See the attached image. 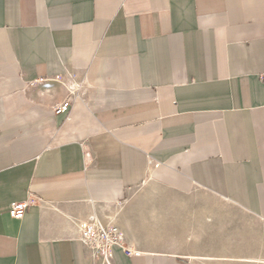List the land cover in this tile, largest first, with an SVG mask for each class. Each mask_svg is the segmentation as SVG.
<instances>
[{
	"label": "crops",
	"instance_id": "obj_1",
	"mask_svg": "<svg viewBox=\"0 0 264 264\" xmlns=\"http://www.w3.org/2000/svg\"><path fill=\"white\" fill-rule=\"evenodd\" d=\"M146 179L264 222V0H0V264H106L93 221L107 264L226 263L134 247L114 210Z\"/></svg>",
	"mask_w": 264,
	"mask_h": 264
},
{
	"label": "rangeland",
	"instance_id": "obj_2",
	"mask_svg": "<svg viewBox=\"0 0 264 264\" xmlns=\"http://www.w3.org/2000/svg\"><path fill=\"white\" fill-rule=\"evenodd\" d=\"M155 184L161 189L160 193L155 194L157 199H152L150 201V188L142 183L129 192L126 198L127 201L124 205H132L135 211H141L144 216L146 215V208L151 205V202L159 209H162L170 219L167 220L164 228L165 240L167 241H164L162 244L158 243V245L154 246L147 244V238L142 234L143 231L141 227L139 228V226H137L138 244H135L134 247L137 249L168 248L170 250L176 249L177 251H181L177 245L180 231L176 228V222L171 220V216L180 212V214H184L185 210L183 206H177V204L174 203L171 204L168 197L185 201L187 210L194 214L195 211L205 206L210 199L215 198L217 195L196 187L186 192L188 194H179V191L175 189L170 188V190H168L157 183ZM226 207L227 210L225 209ZM220 208L215 210V214L209 226L200 227L198 224V216L195 217V215H192L193 217H191L190 222L196 229L197 234L196 240L191 242V245H193L192 247L196 249L200 245V254L215 256L216 258L219 255H224L228 260L225 264H244L245 261L236 262L239 260L235 258L243 257L245 259L249 256H258L259 253H263L264 222L228 201L221 204ZM228 251L230 253H228Z\"/></svg>",
	"mask_w": 264,
	"mask_h": 264
},
{
	"label": "bare ground",
	"instance_id": "obj_3",
	"mask_svg": "<svg viewBox=\"0 0 264 264\" xmlns=\"http://www.w3.org/2000/svg\"><path fill=\"white\" fill-rule=\"evenodd\" d=\"M143 185H146L150 188V191H151L150 201L152 199H157V196H155V194L160 193V191H161L160 187H158L150 179L144 180ZM168 200L171 204L174 203V204H177V206L178 205L183 206V208L185 210L184 214H180L181 213L180 212V213H177L174 215L172 214L173 216L170 215L171 220H173V222H176L175 223L176 228H178L180 231L179 237H178V242L180 244H183V245L189 244L191 242V240L192 241L196 240V235H197L196 229L192 226V224L190 222L191 217H193L194 215H195V217L198 216V219H199L198 224L200 227L209 226L212 219H213V216L215 214V210L217 208H220L221 204H223L226 201V199H224L222 197L215 196V198L210 199V201L207 202L205 206L201 207L198 211H195V213L193 214L191 211L187 210V204L185 201H183V200L181 201V200L175 199V198L172 199L169 197H168ZM225 209L227 210V207ZM114 213L117 214V218L119 220L121 219L122 228L125 231V233L127 234L126 236L128 237V233H130V235L134 238V240L137 244H138L137 226H139V228L141 227V229L143 231L142 234L147 238L146 239L147 241H149V240L160 241V240H163L165 238L164 228H165V225L167 223V220H170V219L167 217V214L164 211H162V209H159L158 207L153 205L152 202H151V205L146 208V215L145 216L142 214L141 211H135L134 208L132 207V205H124V204L123 205L121 204L118 208H116L114 210ZM221 215H223V214H221ZM92 224L97 226L98 228L104 229L105 232L108 233L109 238H112L114 236V238L116 239V242H118V243L120 242L122 244H125V241H126L125 237L123 235H119V234L113 232L111 230V228H109L107 226V224L101 225L99 222L95 223V221H93ZM82 229H83V226L80 227V231ZM178 229H177V231H178ZM181 247H182V245H181ZM93 250H99V248L98 249L94 248ZM190 251H192V250H190ZM100 253H101L100 258H102L103 262H105L107 264L108 263V255H109L108 251H106V252L100 251ZM228 253H230V252L228 251ZM217 259H227V257H225L224 255H219L217 257ZM235 259H238L239 261H246V262L253 263V264H264V252L259 253L258 256H249L245 259L243 257H238ZM212 262H213V260H212ZM249 263H247V264H249Z\"/></svg>",
	"mask_w": 264,
	"mask_h": 264
},
{
	"label": "built area",
	"instance_id": "obj_4",
	"mask_svg": "<svg viewBox=\"0 0 264 264\" xmlns=\"http://www.w3.org/2000/svg\"><path fill=\"white\" fill-rule=\"evenodd\" d=\"M68 107L67 101L60 102L53 107V111L55 113L64 112L68 110ZM30 203L31 199L29 198L13 202L8 210L9 215L14 218L20 217ZM79 239L87 248L91 250L99 248L101 252L109 251L110 247L117 243L114 236L109 238L108 233L104 229L98 228L92 223L83 225V229L79 232Z\"/></svg>",
	"mask_w": 264,
	"mask_h": 264
}]
</instances>
